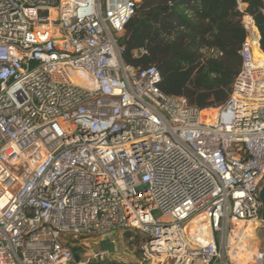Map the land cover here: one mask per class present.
Segmentation results:
<instances>
[{"label":"built area","instance_id":"built-area-1","mask_svg":"<svg viewBox=\"0 0 264 264\" xmlns=\"http://www.w3.org/2000/svg\"><path fill=\"white\" fill-rule=\"evenodd\" d=\"M139 1L0 0V264H105L71 245L126 230L143 261L264 264L255 20L238 2L240 70L199 110L123 61Z\"/></svg>","mask_w":264,"mask_h":264},{"label":"trees","instance_id":"trees-1","mask_svg":"<svg viewBox=\"0 0 264 264\" xmlns=\"http://www.w3.org/2000/svg\"><path fill=\"white\" fill-rule=\"evenodd\" d=\"M238 2L254 18L264 53V0H140L120 38L123 61L154 66L164 94L184 97L199 110L220 108L241 67Z\"/></svg>","mask_w":264,"mask_h":264},{"label":"rangeland","instance_id":"rangeland-1","mask_svg":"<svg viewBox=\"0 0 264 264\" xmlns=\"http://www.w3.org/2000/svg\"><path fill=\"white\" fill-rule=\"evenodd\" d=\"M143 239L144 236L140 232L116 231L103 239L91 237L71 247L80 252H105L109 255L105 264H160L157 261L142 260L141 246L145 241ZM84 244H88L90 249H84Z\"/></svg>","mask_w":264,"mask_h":264},{"label":"water","instance_id":"water-1","mask_svg":"<svg viewBox=\"0 0 264 264\" xmlns=\"http://www.w3.org/2000/svg\"><path fill=\"white\" fill-rule=\"evenodd\" d=\"M258 198L262 203L261 220L264 222V182L262 183V185L258 190ZM74 259L76 262L78 261V256L76 254H74Z\"/></svg>","mask_w":264,"mask_h":264},{"label":"bare ground","instance_id":"bare-ground-1","mask_svg":"<svg viewBox=\"0 0 264 264\" xmlns=\"http://www.w3.org/2000/svg\"><path fill=\"white\" fill-rule=\"evenodd\" d=\"M159 261H161V260H159Z\"/></svg>","mask_w":264,"mask_h":264}]
</instances>
